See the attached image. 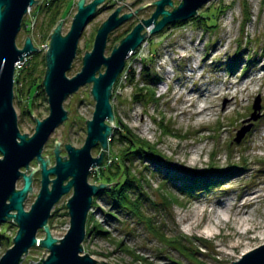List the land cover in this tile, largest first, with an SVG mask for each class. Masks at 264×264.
Instances as JSON below:
<instances>
[{"label":"rangeland","instance_id":"rangeland-1","mask_svg":"<svg viewBox=\"0 0 264 264\" xmlns=\"http://www.w3.org/2000/svg\"><path fill=\"white\" fill-rule=\"evenodd\" d=\"M78 1L61 0L58 8L55 7L50 13L40 10L36 13L33 10L24 16L16 45L21 48L27 36L32 38V44L37 49L34 54L38 56L33 75L37 83H42L45 73L41 60L45 59L48 46H43L49 45L50 34L60 21H63L61 34L66 35ZM91 1L84 0V3L86 5ZM155 1L105 0L81 35L67 77L72 78L80 72L82 58L85 51L92 50L96 31L115 9L121 7L119 17L124 14L133 16L108 35L105 57L136 24L150 17L155 8L147 4ZM43 2L47 0H40L36 8L39 9ZM179 2L173 0L174 6ZM55 13L56 23L47 30L48 20ZM199 13L202 18L198 17ZM198 14L193 20L190 19L192 21L175 23L176 26L170 25L158 34L147 33L143 44L125 60L127 66L116 80L110 100L114 122L107 154L102 164L90 172L87 181L91 185L112 186L95 178L101 170L110 166L115 172L114 167L120 165L119 155L126 148L118 140L122 127L150 145H155L166 161L182 170L203 171L210 166L218 169L242 166V169L226 174L221 185L203 191L194 200H187L173 188L162 186L164 174L153 173L156 167L152 164H142L138 160L126 163L132 174L130 177L141 182L140 189L144 195L139 205L143 217L151 220L153 230L161 233L163 239L147 229L142 217L138 221L123 213L118 214L106 198L99 197L89 213L87 232L92 226H97L104 234L88 232L82 245L83 254L89 255L97 264H231L246 251L264 243L262 236L258 237L264 225V0H210L199 9ZM215 15L216 18L213 17ZM32 24L34 30L31 32L29 27ZM29 57L23 60L22 66ZM145 64H148L151 75L161 79V83L155 89L153 99L136 102L134 95L136 89L141 87ZM128 68L135 74L133 83L126 75ZM23 82L21 102L18 103L13 97V108L20 133L31 136L35 127L34 117L41 121L48 115L47 98L41 91L34 99V94H31L30 115L21 113L27 105L24 103L26 87ZM190 89H195L197 93L190 95L188 100ZM90 90L91 84L83 86L64 101L67 120L52 132L42 149L43 159L47 161L48 158L51 166L54 165L55 141L60 143L58 151L62 158H66L64 145L69 144L74 148L83 145L85 121L91 119L94 111ZM215 91L218 93L214 94ZM257 97L260 98L261 117L237 144L233 142L236 132L251 114L252 104ZM199 106L206 110L200 113ZM99 153V147L91 151L93 157ZM45 155H48L47 158ZM29 168L37 169L38 163L32 161ZM21 171L26 175L31 173L30 170ZM32 179V195L26 197L25 211H29L40 189L38 169L32 174ZM22 184V179H19L16 189H21ZM71 193L64 195L52 208L47 222L51 236L56 240H60L69 229L65 205ZM168 193L176 201L164 207L162 195L169 196ZM243 197L247 200H241ZM228 203H244L240 213L247 214L256 229L245 233L231 217L230 222H222L215 238L198 236L208 219ZM194 213L198 214L196 226L192 235H188L183 229L191 222ZM108 215H113V220ZM16 231L17 227L12 221L0 225V232L8 238L0 243V257L11 247L10 242ZM44 236L42 230L37 232V239L41 240ZM236 243L237 246L230 248ZM43 254V249L33 247L22 258L21 264H30L27 260H31L32 264L37 263ZM47 255L45 251L43 258Z\"/></svg>","mask_w":264,"mask_h":264},{"label":"water","instance_id":"water-1","mask_svg":"<svg viewBox=\"0 0 264 264\" xmlns=\"http://www.w3.org/2000/svg\"><path fill=\"white\" fill-rule=\"evenodd\" d=\"M179 1L177 6H174L173 0H157L147 4L155 8L150 17L136 24L105 57L108 35L133 16L124 14L119 17L121 7L115 9L96 31L92 50L85 51L82 58L80 72L68 78L67 72L75 59L81 35L105 2L92 0L85 5L84 0H79L66 35L61 34L63 21L58 22L50 34L41 83L47 98L48 115L39 121L32 114L35 119L34 132L27 136L18 129L13 108L15 67L37 49L29 36L18 48L16 38L27 8L39 5L40 0H0V225L12 221L17 227L12 245L0 257V264H21L22 258L33 247L44 250L42 258L34 264L98 263L86 253L83 254L82 245L88 237L86 225L93 199L110 185H91L87 180L90 172L102 164L107 154L114 122L110 104L113 86L124 69L125 60L144 42L147 35L142 34L144 30L149 29L148 34L154 35L170 25L186 22L196 17L199 9L210 0ZM89 84L94 111L91 119L85 121L86 137L83 145L80 148L64 145L66 158H62L58 151L60 143L55 141L54 165L51 166L48 155L44 156L47 161L43 159L42 149L52 132L67 120L63 103L79 88ZM260 110V98L257 97L252 104L251 114L243 121L233 142L238 144L251 130L254 122L261 117ZM96 147L100 148V153L93 157L91 151ZM34 160L38 163L40 189L29 211H25L26 197L32 195V174L37 170L29 168ZM22 169L25 172L30 170V175L23 173ZM19 179H22L23 184L21 189H16ZM70 191L71 197L65 205L69 229L60 240H56L51 236L47 222L52 208ZM39 230L45 234L41 240L36 237ZM45 251L48 255L43 258ZM27 261L32 264L31 260ZM231 264H264V244L241 255Z\"/></svg>","mask_w":264,"mask_h":264},{"label":"trees","instance_id":"trees-1","mask_svg":"<svg viewBox=\"0 0 264 264\" xmlns=\"http://www.w3.org/2000/svg\"><path fill=\"white\" fill-rule=\"evenodd\" d=\"M60 2L61 0H47V2L42 3V6L38 10L45 13H50V11L55 7L58 8L57 6L61 4ZM56 13L54 16L49 18L47 30H50L55 25L57 17ZM198 17L202 18L201 13L198 14ZM213 17L216 18V15ZM174 26L176 25L174 24ZM37 59V54L31 55L28 60H26L25 64L16 71L17 75H15L14 78V97L18 103L21 102V95L24 92L22 91V81H24L23 83L26 87L24 103L27 105L25 106V110L21 113L25 112V114L28 115H30L29 109H32V106L29 105V101L31 99L30 95L34 94L35 97H32V99H34L39 96V91L44 94L43 87L40 85L41 82L37 83L33 78L35 73L34 71L38 65ZM41 62L45 67V59H42ZM125 66H127L126 63ZM147 66L148 64H145L143 67L141 87L136 89L137 93L134 95L136 102H142L146 99H153L155 96V89L161 83V79L159 77L151 75L150 70L147 69ZM132 71L133 70H129L128 68L126 72L130 83L135 81V74ZM120 76L121 74L118 76V78ZM122 129V131L120 130L118 140L120 144L126 146V148H124V150L119 155L120 165L114 167L116 170L115 172H112L113 169H110V166L106 170H101L99 172L100 175L96 176L95 178V180L103 181L104 184H117L111 186L109 189L103 191L99 196L95 197L93 199L92 208L95 207L97 198L104 197L112 209H114L118 214L123 213L125 216L137 218L138 221L142 217V219L146 221L147 229L149 228L150 232L154 235H157L160 239H163V235L157 230H153V225L149 218L143 217L142 207L139 205L141 197L144 195L140 189L141 182L130 177L132 174L129 173L130 169H128L126 163H132L138 160L142 164H152L156 167L155 170H153V173L158 172L164 174L162 177V186L169 187L170 189L173 188L179 193L180 197L187 200H194L203 191H208L216 186L221 185L224 182L226 174L242 169V166H236V168L233 166V169H218L217 167L213 168L210 166L203 171L190 169L182 170L181 168L171 164L169 161H166L163 156L157 152L155 145H150L149 143L141 140L126 127H122ZM120 176H122V178H120ZM118 178H120L119 181ZM135 191L136 196L134 198ZM161 191L163 192V189ZM162 198V205L164 207L170 206L176 201V198L172 194H169V196L162 195ZM108 217L111 220L114 218L113 215H108ZM88 221H90L89 217L87 223ZM87 226L88 224L86 225V233L94 232L97 235L104 234L98 230L97 226H92V228L87 232ZM3 240H8V238H6L3 233L0 232V243H2ZM10 244L12 245L11 242Z\"/></svg>","mask_w":264,"mask_h":264},{"label":"bare ground","instance_id":"bare-ground-1","mask_svg":"<svg viewBox=\"0 0 264 264\" xmlns=\"http://www.w3.org/2000/svg\"><path fill=\"white\" fill-rule=\"evenodd\" d=\"M148 31H149V29H147L145 31V33L147 34ZM145 43H146V41H145ZM181 86L179 85L178 87H181ZM195 93H197V91L195 89H190L187 93V95L189 97L188 100H190V97H191L190 95L195 94ZM217 93H218V91L214 92V94H217ZM223 95H226V94H223ZM202 96H205V95H202ZM205 110H206V108H203V106H199V112L200 113L205 111ZM112 126H113V124H112ZM146 130H148V129H146ZM184 169H187V168H184ZM246 195H249V194H246ZM241 200L246 201L247 199H246V197L245 198L243 197V199H241ZM248 203L250 204V202H248ZM244 205H245L244 203L243 204L228 203L226 205H223L222 210L215 212L212 215V217L208 219L207 225L198 233V236L204 237L206 239L215 238V236L217 234L216 231L220 230L219 227L222 224V222H224V223L230 222L231 217H233L232 219L235 222V225L239 228H242L245 233H248L251 230L256 229V226H254L253 220L251 218H249V216L247 214H245V213L241 214L240 213V211L242 209H244ZM202 212H203V210H201V213ZM197 218H198V214L194 213L192 215L191 222L188 223L184 227V229H183L184 233H186L188 235H192L193 229L195 228L194 226H196ZM261 228L263 230L258 233V237L262 236L261 240L264 241V232H263L264 231V225H262ZM262 244H264V243H262ZM237 245H238L237 243L233 244V245H231L230 248H233ZM246 252H248V251H246Z\"/></svg>","mask_w":264,"mask_h":264},{"label":"built area","instance_id":"built-area-1","mask_svg":"<svg viewBox=\"0 0 264 264\" xmlns=\"http://www.w3.org/2000/svg\"><path fill=\"white\" fill-rule=\"evenodd\" d=\"M33 10H35L36 13H38V11H39V10L36 8V5H33L32 7L27 8V12H26V15H25V16L29 15ZM29 29H30L31 32L34 30V29H33V24L30 25ZM31 40H32V38H31ZM47 46H48V44H46V45L43 46V47H46V48H47ZM22 64H23V62L18 63V64L16 65V67H15V71L19 70L20 67L22 66Z\"/></svg>","mask_w":264,"mask_h":264},{"label":"flooded vegetation","instance_id":"flooded-vegetation-1","mask_svg":"<svg viewBox=\"0 0 264 264\" xmlns=\"http://www.w3.org/2000/svg\"><path fill=\"white\" fill-rule=\"evenodd\" d=\"M39 178H40V174H39ZM50 179H52L51 177H50ZM32 182H33V179H32ZM32 185V184H31Z\"/></svg>","mask_w":264,"mask_h":264}]
</instances>
